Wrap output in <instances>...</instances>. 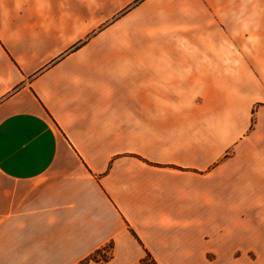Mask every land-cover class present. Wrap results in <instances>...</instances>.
Masks as SVG:
<instances>
[{"label": "crops", "instance_id": "0c3cea01", "mask_svg": "<svg viewBox=\"0 0 264 264\" xmlns=\"http://www.w3.org/2000/svg\"><path fill=\"white\" fill-rule=\"evenodd\" d=\"M262 37L264 0H0V264L264 245Z\"/></svg>", "mask_w": 264, "mask_h": 264}, {"label": "rangeland", "instance_id": "374dc122", "mask_svg": "<svg viewBox=\"0 0 264 264\" xmlns=\"http://www.w3.org/2000/svg\"><path fill=\"white\" fill-rule=\"evenodd\" d=\"M259 43H264V37L259 38ZM264 108V103H257L254 105L252 112ZM262 216V213L260 214ZM264 230L260 229V232ZM224 263V262H222ZM226 264H264V245H258L253 251H244L242 254H237V259L229 260Z\"/></svg>", "mask_w": 264, "mask_h": 264}]
</instances>
